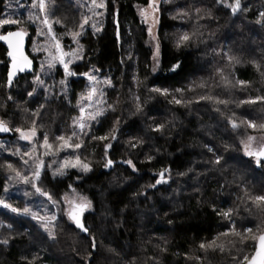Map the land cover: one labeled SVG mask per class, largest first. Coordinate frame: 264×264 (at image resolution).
I'll use <instances>...</instances> for the list:
<instances>
[{"label": "trees", "instance_id": "16d2710c", "mask_svg": "<svg viewBox=\"0 0 264 264\" xmlns=\"http://www.w3.org/2000/svg\"><path fill=\"white\" fill-rule=\"evenodd\" d=\"M9 1L14 0H0V19L9 14L18 17L20 24L0 26V33L21 26L28 29L23 30L28 34V51L36 66L9 87L7 48L0 41V119L14 129L26 121L31 123V113L39 110V136L32 143L37 146L35 155L40 156L44 149L39 144L45 133L50 143L57 135L72 133L73 118L79 116L77 101L89 87V81L80 74L90 72L102 81L105 111L91 122L89 135H81V148L61 149L42 157L44 167L38 186L58 201L56 206L30 185L7 180L15 175L7 169V163L27 174L32 161L23 165L21 157L32 144L19 140L15 131L0 133V199L18 209L27 206L39 215L58 216L55 239H49L31 216L0 206V241L8 240L7 244L0 243V264H234L233 257L240 260L245 254L251 256L253 241L240 244L237 237L219 235L230 224L217 213L232 209V220L241 232L251 228L255 233L257 225L264 227V213L248 199L264 194V160L257 165L253 157L244 154L241 143L251 133L264 132L248 128L246 123H264V101L237 107L241 100L264 97V23H256L258 19L264 21L259 16L264 12V0H241L242 10L235 15L216 0H161L157 68L148 26L140 15L148 0H104L105 7L95 9L100 15L89 12L90 0H55L50 16L62 22L55 23V27L66 50L74 47L67 29L75 30L82 16L90 17L78 37L81 58L70 65L77 75L67 78L59 64L51 71L47 65L42 70L39 56L31 49L39 21L33 24L26 11L21 16L9 11ZM26 1L30 4L32 0ZM196 8L201 9L199 19ZM181 11L189 12V16L179 15ZM185 32L191 41L177 47ZM221 49L238 56L241 63L228 67L218 54ZM37 75L45 85L53 86L47 97L44 87L33 83ZM222 75L232 83L225 84ZM61 79H66V88L59 84ZM235 80L248 84L243 88L234 86ZM33 87L36 91L28 97ZM153 87L166 88L168 94L150 91ZM201 96L228 103L200 100ZM136 97L141 104L139 112ZM173 97L182 103L176 104ZM41 104L43 108H39ZM108 104L113 108H107ZM117 118V139L111 141L108 150L114 166L107 170L103 165L104 144L108 141L92 140L91 136L109 133ZM228 118L236 120L239 127L233 129ZM158 123L164 124V129L152 131ZM133 137L143 140V145L130 148ZM206 144L223 157L220 165L209 163L214 157L204 147ZM17 148L20 155H12ZM72 155L89 163L91 171L68 167L64 175H54L64 158ZM147 156L153 159L148 161ZM127 159L133 161L137 172L119 162ZM164 169H170L165 173L168 183L148 187ZM69 192L92 202V209L83 214L88 234L75 228L65 214L62 198ZM142 192L147 196L140 195ZM214 239L216 244L224 243L223 252L217 247L200 249L202 242ZM229 240L235 241V246Z\"/></svg>", "mask_w": 264, "mask_h": 264}, {"label": "snow or ice", "instance_id": "6c2138e0", "mask_svg": "<svg viewBox=\"0 0 264 264\" xmlns=\"http://www.w3.org/2000/svg\"><path fill=\"white\" fill-rule=\"evenodd\" d=\"M216 2L224 3L226 7L230 8L231 13L235 15L238 11L242 10L241 0H233L231 4L227 3V0H216ZM31 7L33 9L39 10V16L29 13L28 19L33 20L39 17H42L40 20L41 24L46 29L45 31H41L40 29H37L38 35H44L48 38V45L55 49V53L49 52V55L46 59V61L42 62L41 68L43 70L44 64H47V68L49 71H51L56 64L62 66L64 76L71 77L76 76L77 73L74 72L70 65L73 63V59H80L79 52L82 51V48H78L77 50H69L68 52H65L63 50V47L60 43L59 38L57 37L56 33L53 31V21L50 20V13L46 4V0H32ZM104 0H90L89 5V12H92L94 15H100L99 12H96L95 9L104 8ZM150 10V11H149ZM159 11L158 7V0H148L147 9L141 10V16L147 19L148 15H152L153 20L155 21V13ZM201 9L196 8L195 14L196 19H199ZM181 16H189V12L187 11H181L178 13ZM259 16L264 18V12H260ZM90 17L88 16H82L79 24L76 26V29L73 30L71 28L67 29L68 34L71 35L73 42L78 44V37L82 35L83 29L86 24H88ZM54 23L61 24V20L55 19ZM256 23L261 24L264 23V21L258 19ZM14 24H20V20L13 19L11 17L8 18H2L0 19V26L4 25H14ZM94 30L96 29V26L92 25ZM196 32H198V29H196ZM196 32L193 33V35L196 34ZM149 33L151 34V28H149ZM26 35V32L23 30H18L15 32L9 31L7 34L0 35V40L5 41L8 45L9 51L7 52V56L11 58V66L9 67L8 73H7V85L9 87L12 86L13 78L16 75L17 72H23L26 68H30L31 61L27 59V57L23 56L21 52V44L23 37ZM117 36H119V33H117ZM191 37L190 35L185 32L182 34L178 41H177V47H180L181 45L185 44L186 42H190ZM46 52H48V46L44 48ZM158 50V46H157ZM222 55V57L228 62V67H232L234 65L240 64L241 60L238 56L231 55L229 51L221 49L218 53ZM155 55V54H154ZM253 64L255 65V61H253ZM258 68L259 65H256ZM217 72H222L221 69H217ZM80 75H83L87 78L89 81V87L85 93H83L80 97V99L77 101L79 105V116L73 118V131L70 135L65 136L64 134H60L54 137V140L50 143L49 142V135L47 133L44 134L42 142H40L39 147L44 149V152L40 154V156L35 155L36 150V144L32 143L33 140L37 136V128L40 127V125H37L36 118L40 116L39 110L34 111L31 113V123L32 126L24 129L22 127H15L14 129L9 127L7 122L3 119H0V133H8L11 131H15L19 134L18 139L27 141L30 144H32V148L29 149V151L24 152L23 156L29 157L28 160H24L23 156L21 157L23 165H28L29 161H32V166L28 170L27 174H22L20 170H17L11 163H7L6 167L7 169L11 170L15 173V175H9L7 177L8 181H14V182H22L24 184L30 185L32 189H34L35 193H38L40 196L46 197L47 200L52 203L53 206H56L58 201L53 200L52 195L45 191L42 187L38 186V182L41 180V170L44 167L43 159L42 157L44 155H54L55 153L59 152L61 149H68L72 148L73 150L81 148L83 144V140L81 139V135L88 136L90 132V125L92 121L97 120L100 116L104 114L105 108H104V101L102 99H99L98 97H103L104 93L102 91H99L98 88L95 85L96 76L91 75L89 73H82ZM229 75H232L231 72H229ZM221 79L224 81L225 84L232 83L226 76H221ZM33 83L35 85H40L44 87L45 96L47 97L51 93V88L53 86L45 85V82L40 79V76L37 75L34 77ZM105 83H108L110 85L109 80H105ZM59 84L66 88L67 81L66 79H61L59 81ZM248 84L245 80H235L234 86L239 85L241 88L246 87ZM36 91V88L33 87L32 91L27 92L28 97H32ZM150 91L159 93L161 95H167L168 89L166 88H160V87H153ZM176 91H180V89H177ZM8 99L11 100L12 97L8 96ZM174 102L176 104H181L182 101L180 99H176L173 97ZM200 100H214L215 98L212 96H201L199 97ZM257 100L264 101V97L257 96L255 98H248L246 100L239 101V104H237V107H239L240 104H254ZM81 101H86L87 103H81ZM136 111H141V104L139 103V97H136ZM215 103L217 104H224L227 105L228 101L226 100H220L215 99ZM44 105H39V108H43ZM107 108L111 109L113 108L112 104H108ZM24 111H27V109H24ZM219 111V109H217ZM228 124L231 125L233 129L239 127V124L236 122V120L232 118H228L227 120ZM120 121L119 118L113 123L112 128L109 130V133H106L103 136H91L92 140H100V141H108L104 144V168L108 169L111 168L114 164V161L111 158H108V150L112 147L111 141H115L117 139V132L119 131L118 125ZM243 123V122H242ZM247 127L248 128H259L264 129V123H261L257 125L254 121H247ZM164 124H155L152 126L151 130L154 132H161L164 129ZM80 134H78V131ZM255 137L248 136L247 142L241 141V143L244 145V154L249 157H253L259 165L262 160H264V144H261L257 149L253 150L251 147V143ZM144 141L140 140L138 138L133 137L129 142L130 148H137L138 146L143 145ZM2 147V146H0ZM204 147L207 149L208 152L213 154V159L209 161L212 165H220L223 157L220 155H217L210 145H204ZM12 155H20V150L17 148L14 152L11 153ZM153 159L152 156H147V160L151 161ZM122 163L129 166L132 170V172H137L138 169L136 168L135 164L131 159H127L122 161ZM77 168L82 172H89L91 171V166L89 163L84 162L81 160L80 156L78 155H72L67 156L64 158V160L60 163V167L56 169L54 175H64V169L65 168ZM170 169H164L162 170L157 178L155 179V183L150 184L148 187L150 188H156L157 185L160 184H166L168 183V178H166L165 173L169 172ZM191 171V169H189ZM179 175L183 176L186 175V173H180ZM71 188V185H69ZM5 191H7V181L5 184ZM27 196L28 193H25ZM140 195L147 196L146 192L140 193ZM62 199L65 200L66 203L70 205L69 209L66 212V215L68 217L69 222L75 226V228L79 229L83 233H89V229L84 226L82 223L81 217L83 213L90 209L92 206V202L83 195L78 196V198L69 199L67 196H64ZM249 200L252 202V206L258 208L262 213H264V194L262 195H255V196H249ZM0 205H2L4 208L10 209L13 213L24 214L29 215L33 220H36L40 227L47 233L49 239H55V222L57 221V215L55 213H45L44 215H39L36 211H32L27 206L23 209H18L15 207H12L10 204L6 203L4 200L0 199ZM232 209H228L227 211L219 212L218 215H221L222 217L226 218L229 221L230 226L227 228V230L223 233H220L219 235L221 237H228L233 236L237 237L239 239V243L243 244L247 240H251L254 242V252H252L251 256L245 254L243 255V258L240 260H237L236 257H233L234 264H264V227L261 225H257V231L253 233V230L251 228H244L243 231H239L235 227V222L232 220ZM264 223V221H262ZM8 228H11V225H7ZM92 243V249L95 250L96 244H95V238H91ZM0 243L7 244L8 240L4 239L3 241H0ZM228 243L230 245L235 246V241L229 240ZM200 249L206 250L209 248L217 247L221 252L225 250V245L223 242L220 244H216V240L209 243H201L199 245ZM241 250L237 249V252L239 253ZM89 257L91 256V252L88 253Z\"/></svg>", "mask_w": 264, "mask_h": 264}, {"label": "rangeland", "instance_id": "374dc122", "mask_svg": "<svg viewBox=\"0 0 264 264\" xmlns=\"http://www.w3.org/2000/svg\"><path fill=\"white\" fill-rule=\"evenodd\" d=\"M55 0H46V4H47V7H48V10H49V13H51V8H53V3L55 4V2H54ZM80 1H83V2H85V1H87V0H80ZM160 1L161 0H158V7H159V11L158 12H156L155 13V17H156V19H155V21L153 20V17H152V15H148L147 16V19L145 20V18L144 17H142L143 19H144V21H145V23L147 24V26H148V31H149V28H151V34L149 33V39H150V44H151V47H152V50H153V63H154V67H158V65H159V60H160V42H159V38H158V31H159V21H160ZM227 3L228 4H230V2H229V0H227ZM29 3L26 1V0H14V1H9L8 2V8H9V11H13L14 12V14H17V15H19V16H21V14L23 13V11H26V14H28V16H29V13L31 12V13H33V14H35V15H37V16H39V10L38 9H33L32 7H31V4H32V1H31V3L29 4V7H27V5H28ZM142 9H147V6H144V7H142L141 9H140V15H141V10ZM150 11V10H149ZM8 17H11V18H13V19H18L19 20V18L18 17H16V16H11V15H9V14H7L6 16H5V18H8ZM42 19V17H39V18H36V19H33V20H31L32 21V23L34 24H36V21H39L38 23H37V28H36V32H35V35H34V38H33V43H32V45H31V49H32V51H33V53H35L36 55H38L39 56V60L41 61V64H42V62H44V61H46V59H47V57H48V55H49V52H51V53H55V49H53V48H51L49 45H48V38L46 37V36H44V35H38L37 34V29H40L41 31H45L46 32V29L44 28V26L41 24V22H40V20ZM56 18H52L51 16H50V20H52L53 21V31L56 33V35L58 36V34H57V32H56V24L54 23V20H55ZM59 25H61V24H59ZM36 27V26H35ZM21 29H26L25 27H23V26H21L20 27ZM26 30H28V29H26ZM30 32V31H29ZM61 43V42H60ZM71 44L72 45H74V47L71 49V50H77L78 49V44L77 43H75V42H71ZM61 45H62V43H61ZM46 46H48V52H46L45 50H44V48L46 47ZM157 46H158V50H157ZM62 47H63V45H62ZM63 50L65 51V52H68L69 50H66V49H64V47H63ZM155 54V55H154ZM41 55L43 56V57H41ZM77 60H79V59H73V62L74 61H77ZM47 64L45 63L44 64V67L46 66ZM56 65H58V63L56 64ZM89 74H91V75H94L92 72H90ZM96 76V75H95ZM86 78V77H85ZM87 79V78H86ZM97 79H99L98 77H96V81L94 82L95 83V85H96V87L98 88V90L99 91H101V80H97ZM99 99H102V97H98ZM87 103V102H86ZM32 126V124L29 122V121H26L25 123H23V125H19L18 127H22V128H24V129H27V128H29V127H31ZM254 129H256V128H254ZM39 129L37 128V136H36V138L35 139H37L38 138V136H39ZM63 133H65V131H63ZM248 136H253V137H255V139L252 141V142H250L251 143V147L253 148V150H255V149H257L261 144H264V132H258V131H256L255 133H251V134H249V135H247L246 137H245V139H244V141L245 142H247V137ZM35 139L33 140V141H35ZM22 142H24V143H29V142H27V141H23V140H21ZM244 146V145H243ZM81 194H79V193H77V192H69V193H66L64 196H67L70 200L71 199H73V198H78V196H80ZM63 196V197H64ZM63 201H64V203H65V205H64V207H65V214H66V212H67V210L69 209V207H70V205L68 204V203H66L65 202V200L63 199ZM0 206H2V205H0ZM3 207V206H2ZM92 209V206H91V208L90 209H88V210H86L85 212H88V211H90ZM85 212L83 213V214H85ZM17 214V213H16ZM57 220H58V216H57ZM57 222V221H56ZM55 222V223H56Z\"/></svg>", "mask_w": 264, "mask_h": 264}, {"label": "water", "instance_id": "95a60500", "mask_svg": "<svg viewBox=\"0 0 264 264\" xmlns=\"http://www.w3.org/2000/svg\"><path fill=\"white\" fill-rule=\"evenodd\" d=\"M18 30H23V29L18 28V29H13V30H11V31H12V32H15V31H18ZM23 31H24V30H23ZM8 32H9V31H8ZM25 32H26V31H25ZM4 34H7V32H5V33H0V35H4ZM0 41H1V42L4 44V46L7 48V52H8L9 49H8V45H7V43H6L5 41H2V40H0ZM28 46H29V38H28V34L26 33V35L23 37V40H22V44H21V52H22L23 56L27 57V59H28L29 61H31V66H30V68H26L25 71H23V72H17L16 75L14 76V78H13V83H12V85L14 84L15 80H16L20 75H22V74H29V73H32V72L34 71V69H35L36 64H35L34 59L32 58V56L30 55V53H29V51H28ZM8 59H9V67H10V66H11V58L8 57ZM8 70H9V69H8ZM2 134H4V133H2ZM119 162L122 163V160H120ZM113 166H114V164H113ZM113 166H112L111 168H108L107 170H111V169L113 168ZM81 220H82V223L84 224V221H83V215H82V217H81ZM84 226H85V225H84ZM86 234H88V233H86Z\"/></svg>", "mask_w": 264, "mask_h": 264}]
</instances>
